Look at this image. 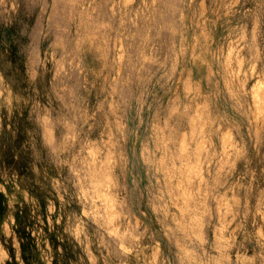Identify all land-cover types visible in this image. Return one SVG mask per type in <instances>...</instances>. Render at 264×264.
Returning a JSON list of instances; mask_svg holds the SVG:
<instances>
[{
	"label": "rangeland",
	"instance_id": "obj_1",
	"mask_svg": "<svg viewBox=\"0 0 264 264\" xmlns=\"http://www.w3.org/2000/svg\"><path fill=\"white\" fill-rule=\"evenodd\" d=\"M166 2L159 0L161 5ZM184 2L190 5V17L199 15L201 0ZM227 2L204 0L209 8ZM96 3L111 5L120 0ZM140 3L136 0L137 5ZM39 4L40 0H0V73L4 74V81L0 82V191L6 196V209L0 215V264H27L21 248L27 242L32 264H145L156 239L168 228L176 229L169 233L174 242L187 244L198 252L203 241L209 256L219 257L220 253L212 251L210 245L227 244L232 245L227 249L231 264H264V235L260 234L264 232V178L249 189L239 163L229 173L224 151L227 140H221L232 112L227 89L235 90L253 76L264 82L261 0H240L237 6L241 11L259 10L257 42L240 49L238 54L234 44L237 26L254 23L255 17L217 19L209 15L203 21V27L211 33L206 42L198 35L200 21L189 18L184 22L183 46L190 56L203 59L197 69L202 103L198 119L190 113L169 119L171 93L175 90L161 82L153 92L157 98V105L152 107L154 127L144 144L160 168V191L168 188L166 175H179L177 168L182 161L192 165L183 176L188 210L177 214L169 207L167 214L162 208L149 214L134 199L113 225H109L103 209L93 213L90 203L86 206L89 214L83 215L77 200L73 169L80 167L79 151L94 133L92 116L98 106L90 80L76 67V60L71 65L65 62V71L51 79L41 63L44 54L25 53L21 47L25 39L22 34L30 29ZM164 22H170L168 17ZM118 23L117 19L114 26ZM157 41V47L165 54L179 46L177 36L167 27L159 32ZM63 51L56 53L57 59ZM25 54L39 73V87L37 82L21 78L16 70L18 60ZM253 62L257 64L256 73L250 71ZM45 114L49 120L48 140L56 148L49 150L48 159L57 161L55 167L49 166L39 151L45 135L39 121ZM171 183L178 181L172 179ZM180 203L183 205L184 200ZM157 218L162 223L154 226ZM177 219L184 231L178 230ZM114 225L119 226L121 233L129 230L140 236L139 241L124 238L133 252L125 253L119 247V238L108 234V228ZM209 231L214 234L212 241L208 239ZM237 255L241 258L237 259ZM168 264L176 262L170 259ZM208 264L216 261L209 260Z\"/></svg>",
	"mask_w": 264,
	"mask_h": 264
},
{
	"label": "clouds",
	"instance_id": "obj_2",
	"mask_svg": "<svg viewBox=\"0 0 264 264\" xmlns=\"http://www.w3.org/2000/svg\"><path fill=\"white\" fill-rule=\"evenodd\" d=\"M239 3L240 0H228L223 5L209 8L201 0L199 15L190 17V5L184 0H168L163 5L159 0H141L138 5L136 0H120L119 4L111 5H100L96 0H40L30 29H25L22 34L25 36L21 42L23 51L37 56L43 53L41 63L51 79L65 71V62L71 65L76 60V67L92 84L98 105L92 116L94 133L79 151L80 167L73 169L77 200L83 215L89 214L86 206L90 203L93 213L103 209L109 225H113L134 199L139 200L141 210L149 214L161 208L167 214L169 207L177 214L188 210L189 197L183 176L192 165L182 161L177 168L179 175H166L168 188L160 191V168L148 155L144 144L154 127L152 107L157 105V98L153 92L161 82L175 90L171 93L169 119L189 113L193 119L199 118L202 103L197 69L203 59L190 56L183 46L184 22L189 18L200 21L198 35L206 42L211 39V33L203 27V21L209 15L217 19L222 16L255 17L256 22L237 26L234 44L238 46V54L240 49L255 45L259 31V10L254 12L246 8L241 11L237 7ZM261 3L264 4V0ZM165 17L170 22H164ZM117 19L119 23L114 26ZM165 27L179 40V46L168 54L157 47V36ZM61 50L64 51L57 59L56 53ZM49 52H52L51 57ZM69 56L72 59H68ZM16 70L21 78L35 81L40 86L39 73L29 55L18 60ZM250 71L257 72L255 62L250 65ZM3 81L4 74L0 73V82ZM226 96L232 112L221 140H227L224 151L228 172L236 169L239 163L251 189L255 182L264 178V82L253 76L242 81L235 90L229 87ZM39 123L45 130L39 151L45 162L55 167L57 161L48 159L49 150L56 151V148L48 140L47 114L40 117ZM204 147L206 149L208 145ZM172 179L178 183L173 185ZM181 200H184L183 205ZM160 223L162 221L157 218L154 226ZM176 224L178 230L184 231L180 220L177 219ZM174 231L176 229L168 228L159 235L145 264H168L170 259L176 264H208L209 260L216 264H231L227 249L232 245L216 247L213 243L211 250L219 252L220 256H209V248L203 247V241L199 252L187 244L174 242L169 235ZM108 234L119 238V247L125 253L134 251L124 242L126 236L132 241L140 240V236L133 235L132 231L121 233L118 225L109 227ZM260 234L264 235V232ZM194 235L200 240L198 234ZM208 239L214 240L211 231ZM240 258L237 255V259Z\"/></svg>",
	"mask_w": 264,
	"mask_h": 264
},
{
	"label": "trees",
	"instance_id": "obj_3",
	"mask_svg": "<svg viewBox=\"0 0 264 264\" xmlns=\"http://www.w3.org/2000/svg\"><path fill=\"white\" fill-rule=\"evenodd\" d=\"M5 209H6V196L3 192L0 191V215H3L4 212H5ZM27 244L28 242L26 243H22L21 245V248H22V255L23 257L26 258V262L27 264H32L31 262V259H29V255H28V252H27Z\"/></svg>",
	"mask_w": 264,
	"mask_h": 264
}]
</instances>
